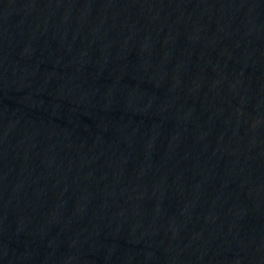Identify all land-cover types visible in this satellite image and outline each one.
Returning a JSON list of instances; mask_svg holds the SVG:
<instances>
[{"label": "water", "instance_id": "water-1", "mask_svg": "<svg viewBox=\"0 0 264 264\" xmlns=\"http://www.w3.org/2000/svg\"><path fill=\"white\" fill-rule=\"evenodd\" d=\"M0 264H264V0H0Z\"/></svg>", "mask_w": 264, "mask_h": 264}]
</instances>
